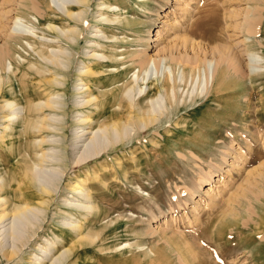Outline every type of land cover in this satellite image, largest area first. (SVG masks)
Masks as SVG:
<instances>
[{
    "label": "rangeland",
    "instance_id": "374dc122",
    "mask_svg": "<svg viewBox=\"0 0 264 264\" xmlns=\"http://www.w3.org/2000/svg\"><path fill=\"white\" fill-rule=\"evenodd\" d=\"M37 1L38 11L29 14L19 9V0H0V47L8 41L14 46V50L9 49L11 56L5 59L6 72L0 68L3 76L14 72L2 88L0 104L5 98L23 101L44 98L37 95L40 89H35L39 77L29 69L30 62L39 57L31 47L24 46L25 38L10 33L11 19L20 16L24 23L35 25L41 35L42 24L54 21L67 27L69 24L64 21L70 18L62 15L53 0ZM88 3L83 22L70 19V26H79L81 32L76 51L71 50L74 58L67 94L62 98L67 107L76 80L75 69L81 62H91L94 70L91 89L98 100L103 101L105 93L122 87L124 92L131 88L136 101L142 88L141 94L147 93L145 101H141L145 107L150 97L156 99L159 93L162 96L165 71L161 73L158 69L156 73L155 63L159 54L169 55L168 46L175 58L182 59L177 65L166 59L165 64L169 62L174 70L173 76L168 75L169 80L177 78L176 103L185 107L178 106V111L168 118L107 149L105 156L98 157L96 162L102 168L100 182L85 176V168L81 166L89 159L75 160L77 150L72 149V131L76 125L71 120L75 109L69 110L66 117L64 142L69 166L64 170L60 161H56L62 154L59 149L62 131L58 126V131L24 134L23 123L20 119L16 121V115L10 122L0 118V175L6 177L7 171L20 168L21 157L16 152L21 145L30 153L25 155L30 164L45 171L39 177L49 181L50 176L49 182L54 184L57 181L48 208L43 206L46 211L36 213L32 219L8 217L0 223V264H34L36 258H43V264H51L43 250L50 248L54 259L72 245L76 235L64 225L66 219L82 220L85 232L98 234L96 245L85 244L81 246L83 250L77 251L75 264H264L261 233L238 231L250 221L249 210L250 213L257 210V197L264 190V0H89ZM48 4L54 11L48 10ZM255 15L260 16L256 20L259 30L246 42L243 39L246 28ZM97 29L102 33L96 32ZM45 36L56 40L55 33L45 31ZM247 45L259 58L254 59L258 65L251 67L253 70L247 65ZM88 50L99 57L85 56ZM150 56L146 80L133 82V73L141 69V60ZM204 57L217 64L215 84L224 85L209 95L199 85ZM154 58L157 60L153 61ZM193 58L201 62L194 72L190 71ZM183 64L186 78L182 74ZM163 98L159 105H163L164 112V107L170 111L175 101L171 105L167 97ZM102 108L104 117L93 106L86 108L95 117L90 125L93 131L103 125L113 109L108 105ZM8 112H0V116ZM55 112L61 116L59 111ZM41 137L56 141L42 148L53 146L55 153L51 156L57 155L56 162L50 161L47 166L35 154L40 149L36 142ZM77 182L91 188L94 199L88 200V204L100 209L97 208L98 216L64 204L65 199H82L71 189ZM4 190L2 195L12 201L18 188L13 184ZM66 212L73 213L76 219ZM13 229L16 238H25L22 247L18 239L8 235ZM31 231L35 234H29ZM17 244L20 248L12 259L4 255L5 249L17 248Z\"/></svg>",
    "mask_w": 264,
    "mask_h": 264
},
{
    "label": "bare ground",
    "instance_id": "6f19581e",
    "mask_svg": "<svg viewBox=\"0 0 264 264\" xmlns=\"http://www.w3.org/2000/svg\"><path fill=\"white\" fill-rule=\"evenodd\" d=\"M4 1L6 0H2V2ZM53 1L58 3V7L61 9L63 16L70 18L71 20L73 19L75 21H78L79 23L83 22L85 15H86V9H88L89 0H53ZM19 4H20L19 9H22L23 11H26V12L29 11V14L31 12L36 13L38 11L39 5H38L37 0H19ZM109 6H107V8H109ZM46 7H48V10L54 11V9L49 4ZM75 7H77V9H75ZM258 18H260V16L255 15L253 17V21L251 20L250 23H248L249 25L246 28V32L243 38L244 41L246 40V42H250L251 40L250 36H252L253 34L255 35V33H257V31L259 30L257 23H256V20ZM70 19L64 21V22L67 21V23L69 24L67 27L62 23H61L62 25H58L54 21L47 22L46 24H42V25L41 23H39L41 25V27L39 28L42 32V34L40 35L35 30V28H37V27H34L35 25L33 24L28 25L24 23L23 22L24 20L21 19V17L18 15L12 17L11 25L9 26L10 33L11 34L16 33L18 34V37L25 38V40L27 41L25 42L24 46L27 45L31 47V50H33L39 57L38 59H34L33 61L30 62L29 69L33 71V74H35V76L39 77V80L37 81L38 86L35 89H38V90L40 89L37 95L44 96V98L42 97V98H38L34 100L29 99V100H24V101L21 100L20 98L15 99V100L14 99L10 100V99L5 98L3 99V103L0 104V112L7 111V110H9L10 112L1 115L0 118L9 120L10 122V120L11 121L13 120V116L16 115V117L14 116V118H16V121L17 119H20L21 123H23L24 134H27V133L31 134L33 132L43 133L47 129L48 130L55 129V131H58L56 130L58 126L62 131L61 136H60L61 140L59 141V149L62 150L61 151L62 154L60 155V157H58L60 158V160L59 159L56 160L57 155L56 157L53 155L51 156L52 152H54L52 151V148H54L53 146L47 147L46 148L47 150L42 149L46 143L56 142L55 140L53 141L50 138L44 139L43 137H41L40 139H38L36 144L37 146H40V149L36 151L35 154L40 157V160L43 159V162L41 163L45 162L44 163L45 166H47L46 163L50 161L51 162H54L55 160L60 161V166L64 170V169H67V167L69 166V163L67 161V157L65 154V150H66L65 147L67 146H66V142H64V136L66 137L65 130L67 128L66 117H69V110L75 109L76 111L75 110L72 111V114L73 113H76V114L72 115L71 117L72 123L76 125L73 127V131H72V146L74 147L72 149L77 150L76 152L77 155L75 154L77 158H75V160L77 159L76 162H78L79 160H81L82 162V160L86 161L89 159L81 166L85 168L84 169L86 171L85 176L88 177L89 175V177L90 176L92 177L91 178L92 180L94 181L97 180V182L98 181L100 182L101 177L99 173L102 170V168L100 169L99 167H97L96 162L98 161V157L101 159L103 158V156H105L104 152L107 149L112 148L118 143L129 140L130 138H132V136H136L137 134H139L141 130H146L150 125L156 124L157 122L161 121L162 118H166V117L168 118L170 114H172L176 110L178 111V109L180 108V107L178 108V106H183L182 108L185 107L184 104L179 105L178 102L176 103V97H177V94L179 93L176 88L177 78L176 79L173 78L172 81H170L171 78L168 77V75L173 76L172 74L173 68H171L172 65L170 66L169 62L171 63L173 62L172 64L177 65L179 64V62H181L182 59L180 60V58H175V56H173V51L169 48L170 46H168V49H167L169 50V55L167 54L168 56L163 55V54L162 55L159 54L158 56H156V58L158 59L157 63H155V65L157 64V67L155 66L156 73L158 69L162 70L161 73H164L163 71H165V76L163 74L164 79L162 81V89H163L162 96L164 95L163 97L165 98L167 97L169 100L168 102H170V104L172 100L173 102L175 101L174 105L171 104L173 106H171L170 111H168L166 107H164L165 112L167 113H165L164 110L162 109L163 105L162 106L159 105V102L163 103L164 101L163 100L164 98L161 96L160 93H159L160 95L158 94L157 96L158 98L155 97L156 99H154L150 97V99H147L149 100L147 102V105L145 103L146 106L145 107L142 106L141 101L144 102L145 101L144 99L147 98V93L141 94L142 88H140L138 91V97L136 101H133L135 93L134 94L131 93V88H129L126 92H124L121 89L122 87H118L117 89H115V91H110L108 93H105V98L103 101L98 100V97L96 96V94L93 93L91 89L92 82H93L91 76L94 75V70L90 64L91 62L90 63L88 62V64L87 62L86 63L81 62L80 66H78L75 69L76 80H75V83L72 85V95L70 99V105L69 107H67L66 100L62 98L67 94V84H68V78H69L68 75L70 74L69 69L71 67V63H73V58H74V56L72 57L73 54L71 53V50L76 51V47L78 46L77 40L80 37V32H81V28L79 26L77 25L70 26L71 25ZM107 19L108 18L105 16V20ZM244 21L246 22V18H244ZM45 31L49 33H55L56 40L54 41L53 38H48L47 36H45ZM95 31L102 33V30L100 29H97ZM58 39L61 42H58L57 41ZM14 40H15L14 42L17 41V39H14ZM6 43H5L6 45L4 44L3 46L0 47V68H3L5 64V59L8 56H11L12 50H14L13 49L14 46H12L9 43V41ZM174 46L175 45H173V47ZM248 47L249 46L247 45L245 49V53L248 58L247 65L250 68L249 70H253L251 67L258 65L256 64V62L259 61L258 60L259 58L257 59L258 55L250 52ZM10 48H12L11 51H9ZM91 52H92L91 50L86 51L85 56L90 57V58L99 57V55H97L96 52H93V53ZM156 58H154L153 61H156L157 60ZM160 58H162L164 63L161 62ZM150 59H151V56L149 57L148 60L147 59L143 61L141 60V64H140L141 69L139 70L140 73L139 71H137L138 73H133V77H132L133 82H139V81L146 80L145 76L147 75V73H149L147 64ZM166 59H168L169 61L168 65L165 64ZM224 59L225 61H227V58H224ZM254 59L255 60L257 59V61L255 62ZM191 62L193 63V65L190 66V71L200 68V64H199L201 63L200 59L199 60L194 59V61H191ZM202 62H203L202 67L203 66L204 67L202 68L203 71L201 73L202 74V76L200 77L201 79H199L200 80L199 85L201 87V91L205 89L206 93L209 95L212 93L214 89H217L220 86L223 87L224 85L215 84L216 74L218 70L216 67L217 64H215V62L213 63L211 59H206V57H204V60ZM186 63L187 62H185L184 64ZM10 64L11 62L9 61V66ZM184 64H183V67H181L183 77H185L184 67H186V65L184 66ZM9 66L7 67L9 68ZM237 66H235V68H238ZM235 68L233 67V69ZM3 69L5 71V67ZM170 71H171V74L169 73ZM128 72H129V69H126L124 71V74L127 75ZM167 72L169 74L166 75ZM10 73L14 74L13 70L5 73L6 76H3V74L0 71V93H2L3 86L6 83H9ZM198 74L200 73L198 72ZM222 75L224 76V74ZM222 81L220 84L223 83ZM180 82L181 81L177 83H179L180 85ZM148 83L149 81L147 82V85ZM18 88L20 90L21 86L18 85ZM170 89L171 91L169 93ZM10 90L12 91V88H10ZM161 98H163L162 101H161ZM105 105L112 106L113 109H111L108 112L109 116L107 117V120L103 122V125L98 130L93 131V127L90 128V125H92V122H94L95 117L90 112V110L86 108H90L93 106L96 110V113L99 115L102 114V117H104L105 112H103L104 110H102L103 109L102 106L104 107ZM155 105H158V106L155 107ZM55 111H59L61 113L60 114L61 116L58 117L57 115L59 114H57L58 112L56 113ZM54 116H57V117L54 118ZM32 120H36V121H32ZM54 121L56 122L57 125L54 124L55 123ZM20 146L17 148L18 152H16V154H18V156L21 157V159L18 162V164L20 165L19 166L20 168L17 167L16 169L12 170L10 173L9 171H7L5 174H7L6 177L7 176L9 177L8 179H6L4 174L0 175V223H2V221L8 217L32 219L33 217H36L35 216L36 213H43L44 211H46V209L48 208L49 199L52 198L51 195L54 193L55 187L57 185L56 184L57 181L55 182V184L52 182H49L50 181L49 175H48L49 177L47 176L49 181H43V179L39 177V175L44 174L45 171H43L42 167L40 166L38 167V165H36L37 167H33L30 164V160L25 156V155L28 156L30 153L28 152V150H26V147L22 149V147L20 148ZM94 158L95 160H93ZM93 162L95 163L94 165H92ZM36 170H38V173ZM77 179L80 180V177H78ZM13 184L17 185L18 191L15 193L14 199H12L11 201V199L10 200L7 199V197L3 196L2 194H3V191H6L4 190L5 187L11 188L13 187ZM71 189L72 191H75L79 196H81L83 200L77 199L75 201H69L68 199H65L64 200L65 205H68L71 208H75V211L77 210L78 212H82L81 210H84L85 212L90 213V215L91 214H94L95 216L99 215V213L97 214V212H99L100 209L94 205L88 204L89 202L88 200L94 199L91 193L92 190L90 187H88V185L81 186L79 185V182H77L73 185ZM46 197H49V198L47 199ZM257 198L258 199L256 201L259 203L257 210L251 213L249 210L248 213H249L250 218L248 219H250V221L246 220L248 221V223H246L245 225L243 224V229L238 230V231L239 232L241 231L243 233L252 232L254 234L261 233L259 240H263L264 239V190L260 192ZM32 200L33 202H36V203L34 204ZM11 204L13 205L12 207H10ZM43 206H46L47 208H44ZM97 208L99 209V211ZM68 215L71 218L73 217V213L72 214L70 213ZM73 218L76 219L75 217ZM85 219L87 220V218L84 217V220ZM64 221H65L63 222L64 225L70 228V231L76 235H74V237L72 238L73 241L71 239L72 245L67 249L65 248L64 251L62 250L63 252L59 254L58 256H56L54 259H53V255H51L52 250H50V248L48 249L45 248L43 250V252L46 255L45 258H47L48 256L50 257L48 259L51 260V264H75L76 259L74 258H77V251L78 250L80 251L82 249L81 247L82 245L91 244V243L96 245L95 241L97 240L98 234L96 232H89V231L85 232L86 228L84 229V226L82 225V220L75 221L73 219H66ZM13 231L14 229L10 230V232L8 233V235L12 239L16 238L14 236ZM33 232L35 231H31L29 234ZM34 234L35 233H33V235ZM29 236H32V235H28V237ZM16 239L20 241L19 244L22 247L25 243V238H23L22 240H20V238H16ZM49 245L52 247L53 244H49ZM19 248H20L19 245L17 246V248L13 246L11 248H7L4 250V255L8 256L10 259L11 257H14L17 254V251L19 250ZM43 260H44L43 258H36V263L34 264H43L42 263Z\"/></svg>",
    "mask_w": 264,
    "mask_h": 264
}]
</instances>
